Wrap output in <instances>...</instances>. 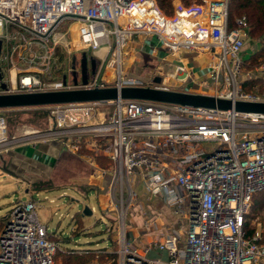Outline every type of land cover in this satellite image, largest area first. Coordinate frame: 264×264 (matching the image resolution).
I'll return each instance as SVG.
<instances>
[{
    "label": "built area",
    "instance_id": "2783aa9c",
    "mask_svg": "<svg viewBox=\"0 0 264 264\" xmlns=\"http://www.w3.org/2000/svg\"><path fill=\"white\" fill-rule=\"evenodd\" d=\"M228 1L202 0L190 5L177 1L169 15L157 0H0V59L20 46L21 36L11 33V25L34 34L26 48L45 41L69 15L79 23L80 37L73 45L81 52L92 50L99 60L95 73L90 69L87 83L79 74L74 82L72 58L73 85L66 80L44 87L39 74L25 71L7 87L0 78V93L96 86H151L200 93L173 88L161 75L143 78L123 69L126 45L135 35L146 34L163 41L169 53L161 61L172 68L171 76L178 84L198 81L183 61L187 53L198 51L208 58L207 72L216 85L210 95L264 101V91L247 93L236 82L250 25L245 16L230 23ZM66 34L55 32L54 46ZM12 41L16 44L11 50L8 43ZM106 65L115 66L112 83L107 82ZM223 70L230 73L225 88L217 87ZM260 70L264 75V61ZM158 76L160 82L155 80ZM107 105L114 107L112 114L104 111ZM38 107L50 109L52 126L13 138L7 134L0 108V148L29 138L64 136L73 139L72 147L88 143L96 154L110 159V169L104 174L111 176L110 201L116 215L108 216L119 220L118 247L104 250L107 258L97 256L91 264H264L261 221L255 220L256 229L249 223L254 222L249 216L253 195L264 188V113L140 99ZM140 186L150 197L161 198L178 218L163 238L145 246L137 243L139 233L131 236L126 223L142 197ZM157 222L144 216L143 226L152 228ZM52 235L41 222L35 201L17 203L0 233V264H57L59 245ZM154 248L165 251L167 258L151 256Z\"/></svg>",
    "mask_w": 264,
    "mask_h": 264
},
{
    "label": "rangeland",
    "instance_id": "374dc122",
    "mask_svg": "<svg viewBox=\"0 0 264 264\" xmlns=\"http://www.w3.org/2000/svg\"><path fill=\"white\" fill-rule=\"evenodd\" d=\"M177 1L181 0H175L174 4ZM201 1L194 0L193 3ZM237 17H241V15L235 18ZM234 20L230 23L233 24ZM74 21L75 19L64 23L62 28L60 27L61 29L55 30V32L66 31L67 33L63 42L56 44V46L53 44V34L55 32L49 34L51 37L45 38L44 43L37 41L30 44L32 46L36 45L34 48L32 46L25 48L26 41H19L20 46L17 48L22 49V59L17 60L15 58L12 60L9 58L8 64L10 63V65L4 70L5 78L2 79L8 81L9 75L12 73L19 76L21 72L29 71L39 74L44 82L43 86L47 87L49 84L64 81V75L67 74L68 84L73 85L70 70L72 58L74 55L77 56L78 74L81 75L80 60L82 54L72 43L80 37L79 23ZM35 48H38V51ZM263 48L264 39L254 32L250 33V37L240 54L242 60L241 72L235 75L237 84L244 92L260 94L264 91V75L260 70V65L264 61ZM155 49H157L158 54L151 55L150 53L154 52ZM28 52L30 54L27 55ZM87 52L97 57L92 50ZM168 53L169 51L163 45V41L158 37L149 38L146 34L135 35L123 51L122 67L128 74L139 75L143 78L155 77V74L161 75L163 76V82H167L176 89L205 94L215 92L216 85L210 77V73L207 72L208 62L204 54L192 51L184 56L183 61L190 68V72L197 76L198 81H190L186 85H180L171 76L173 74L172 68L165 66L161 61V58ZM256 57L259 58L254 62L252 59ZM203 58L205 62L200 64L198 61ZM104 67L107 82L112 83L115 66L108 68V65H106ZM228 75H230L228 70L222 71L220 84L217 87H226L225 79ZM227 87L231 88L232 83ZM12 109H16L17 112L14 113L11 111ZM43 109L47 111L48 115L35 120L34 115L28 114L25 110L3 108L1 112L7 121L8 136L11 138L15 136L22 137L26 131H45L49 129L52 126V118L49 115L50 109ZM103 109L112 114L114 107L107 105ZM9 116L13 117V122L8 119ZM41 142L49 144V152L32 151L33 148L31 147L36 146L39 148ZM72 143L73 139L69 140L64 136H54L39 140L29 138L24 143L20 140L0 148V216L5 217V220H7L9 213L17 203H25L29 200L35 201L41 222L46 224L48 229L52 231V236L57 237L56 240L59 245L57 250L69 251L73 248L79 250L92 248L94 249V258L98 256L105 260L107 258L105 251L108 248L110 251H116L118 247L116 235L120 225L119 220H112L107 214L116 215L110 201L109 184L111 176L104 174L105 170L110 169V159L106 155L96 154L94 147L88 143H82L79 148L72 147ZM53 144H56L55 148L52 147ZM21 148H27L26 151L34 153V157L38 160L35 158L33 160L27 159V161L19 159L18 156L22 153ZM139 189L142 190V187L140 186ZM157 203L159 202L156 200ZM156 204L152 197L143 192L139 204H137L140 207L131 208V215L126 223H133L135 226L140 225L142 222L139 217L140 213L145 217H149L155 211V214L162 213L164 215L160 218L156 216L159 222L158 225L162 230L160 233H155V235H160L161 232L165 231L166 226H176L178 219H174L172 213L170 215L172 219H169L167 213L164 212L165 209L156 207ZM86 205L92 209L94 207L93 213H83ZM263 210L264 206L257 211L251 209L249 216L254 219V222L249 221V223L254 229L257 227L256 221H261V228L264 231ZM135 214L138 216L133 219ZM258 216H260V219H257ZM166 219L170 221H166ZM167 222L170 225L166 224ZM144 237L148 238L150 235H143L141 231L139 239ZM56 261L57 264H60L61 257H56Z\"/></svg>",
    "mask_w": 264,
    "mask_h": 264
},
{
    "label": "water",
    "instance_id": "95a60500",
    "mask_svg": "<svg viewBox=\"0 0 264 264\" xmlns=\"http://www.w3.org/2000/svg\"><path fill=\"white\" fill-rule=\"evenodd\" d=\"M2 51V41L0 40V56ZM90 66L92 73L96 70V58L90 56ZM77 56H73V80L78 82ZM88 52L82 51L80 67L83 83H87L89 77ZM3 77L0 67V78ZM64 75V81L67 79ZM161 81L158 76L155 79ZM7 87L6 83H2ZM118 99H140L150 100L184 106L234 109L238 112L264 113V101L233 100L232 98L219 97L210 94L192 93L177 90L162 89L151 86H96L93 88L78 87L72 89H52L39 91H19L0 93V108H23L38 107L52 104H64L74 102H105ZM93 210L86 205L84 214H91Z\"/></svg>",
    "mask_w": 264,
    "mask_h": 264
},
{
    "label": "trees",
    "instance_id": "16d2710c",
    "mask_svg": "<svg viewBox=\"0 0 264 264\" xmlns=\"http://www.w3.org/2000/svg\"><path fill=\"white\" fill-rule=\"evenodd\" d=\"M174 1L175 0H157V3L161 9H163L167 14L170 15L173 13V10H174ZM181 1L185 5H190L193 3L194 0H181ZM228 15H229L230 21H233L236 16H239V15L245 16L249 24L252 27L251 33L254 32L258 36L262 37V39H264V0H230ZM73 19H74L73 16H69V15L64 16L55 26L54 30L51 31V33L54 32L55 30L61 29L64 23H68L69 21ZM10 31L13 34H18L21 36L22 41L20 39L19 40L20 42H25L30 37L34 36V34H32L31 32L26 31L25 29L17 25H14V24L10 26ZM49 34L46 36V39L51 37V35ZM14 44H16L14 41L8 43V46L10 47L11 50L13 49ZM34 47H36V45L32 46V48ZM35 49L38 51V48H35ZM262 50H263L262 53L264 54V48ZM21 51L22 49L17 48L16 50H12L11 54L9 55L4 54L1 57L0 65H1L2 74H4L5 72L4 70L8 68V66L10 65V63L8 64L9 58L12 60H14L15 58L17 60L22 59ZM28 54L29 52L27 53V55ZM11 55H12V58H11ZM258 58L256 57L252 60L256 62ZM17 109H20L23 111L25 110L27 111L28 114L34 115L35 120L44 118L48 115L47 111L43 109L42 107H25V108H17ZM11 111H13L14 113L17 112L16 109H12ZM8 119L11 122L14 121L12 116H9ZM263 206H264V188L254 193L252 204H251V209L254 211H257ZM77 216H79V214H77ZM5 224H6L5 217L0 216V233L2 232ZM247 228H249V226H247ZM52 238L56 240L57 237L54 235L52 236ZM94 256H95L94 249L92 248H86L82 250L73 248V249H70L69 251L57 250L56 252V257L58 258L61 257L60 264H90Z\"/></svg>",
    "mask_w": 264,
    "mask_h": 264
},
{
    "label": "crops",
    "instance_id": "0c3cea01",
    "mask_svg": "<svg viewBox=\"0 0 264 264\" xmlns=\"http://www.w3.org/2000/svg\"><path fill=\"white\" fill-rule=\"evenodd\" d=\"M250 25V24H249ZM251 31H252V27H251V25H250V30H249V37H250V33H251ZM135 37V36H134ZM150 38V37H149ZM131 41V40H130ZM129 41V42H130ZM128 42V43H129ZM158 54V51H157V49H155V51L154 52H152V53H150L151 55L152 54ZM206 57V56H205ZM207 58V57H206ZM209 60H208V58H207V62H208ZM200 64H203L204 62H205V59L203 58L202 60H199L198 61ZM10 76V78H9V80L7 81L6 79H2V83H4V82H6L7 84H12V80L13 79H15L16 77H17V74L16 73H12L11 75H9ZM3 77H4V74H3ZM2 77V78H3ZM5 78V77H4ZM40 145V144H39ZM52 147H56V144H53L52 145ZM31 148H33V152H36V151H38V152H49V144L48 143H42L41 142V145L39 146V148L38 147H36V146H33V147H31ZM26 149L27 148H21V151H22V155L20 154L19 156H18V158L19 159H21V160H25V161H27V159L28 160H30V159H34L35 157H34V153H29V152H27L26 151ZM35 159H37V158H35ZM38 160V159H37ZM143 192H144V190H140V194L142 195L143 194ZM145 193V192H144ZM146 194V193H145ZM153 199H154V201H155V204H156V200H157V202H159V203H157L156 204V207H159V208H163V209H165L164 210V212L165 213H167V215H168V218L169 219H172L171 217H170V215H171V213H172V215H173V217H174V219H176L177 217H176V215L172 212V210H171V208L161 199V198H159V197H152ZM138 207H140V205L138 206H136L135 208H138ZM92 209V208H91ZM93 211H94V207H93V209H92ZM139 211H141L140 209H139ZM93 213V212H92ZM108 214V213H107ZM109 215V214H108ZM138 215L137 214H135V216H133V219L134 218H136ZM151 218L153 219V218H156V216L157 217H161V216H164L162 213H158V214H155V211H153L152 213H151ZM141 219H142V222H141V224L140 225H137V226H135L133 223H129V225H130V228H131V234H132V236L134 237V235L136 234V232L137 233H139V235H138V244L140 245V246H145V245H149L150 243H152V242H156L158 239H161V238H163L164 237V235L163 234H166V232L169 230V228H171V226H166V230L165 231H163V232H161V234L160 235H155V233H160V231L162 230L160 227H159V222H157L158 224L155 226V225H153L152 226V228H146L145 226H143L144 225V215L142 214V213H140V216H139ZM169 219H166V221H170ZM178 219V218H177ZM158 220V219H157ZM165 221V222H166ZM165 224V223H164ZM166 224H169V222H167ZM170 225V224H169ZM159 229V230H158ZM158 230V231H157ZM141 231H142V233H143V235H145V234H149L150 235V237H148V238H146V237H144V238H142V239H139V237L141 236ZM152 231H154V232H152ZM150 255L151 256H154V257H160V256H162V257H164V258H167V253L165 252V251H162V250H159V249H153L152 251H150Z\"/></svg>",
    "mask_w": 264,
    "mask_h": 264
},
{
    "label": "flooded vegetation",
    "instance_id": "af4514ba",
    "mask_svg": "<svg viewBox=\"0 0 264 264\" xmlns=\"http://www.w3.org/2000/svg\"><path fill=\"white\" fill-rule=\"evenodd\" d=\"M88 56H89V60H88V65H89V71H90V69H91V66H90V61H91V58L92 57H90L91 55L88 53ZM96 58V68H97V65H98V63H99V60L97 59V57H95ZM77 62H78V59H77ZM78 70V69H77Z\"/></svg>",
    "mask_w": 264,
    "mask_h": 264
}]
</instances>
